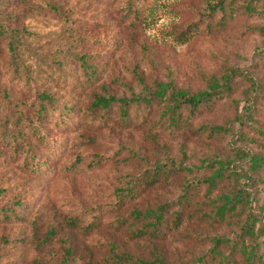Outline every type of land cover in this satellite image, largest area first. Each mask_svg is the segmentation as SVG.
<instances>
[{
	"label": "rangeland",
	"instance_id": "1",
	"mask_svg": "<svg viewBox=\"0 0 264 264\" xmlns=\"http://www.w3.org/2000/svg\"><path fill=\"white\" fill-rule=\"evenodd\" d=\"M52 1L63 16L36 7L11 24L29 79L12 75L0 48V264H132L157 255L166 264H247L242 242L264 264V233L240 232L247 210L215 214L220 188L192 189L181 225L159 239L139 234L152 218L135 214L163 203L171 223L183 187L238 146L262 157L249 204L264 206V0H234L210 17L217 0H138V8L155 4L146 25L125 14L127 0ZM197 23L190 41L174 39ZM226 74L241 82L230 97L193 117L172 111L171 90L203 91ZM250 77L258 90L245 109L240 90ZM159 83L169 89L163 97L154 93ZM98 98L112 99L101 106ZM170 159L193 168L149 183L146 169ZM222 182L231 192L233 181Z\"/></svg>",
	"mask_w": 264,
	"mask_h": 264
},
{
	"label": "trees",
	"instance_id": "2",
	"mask_svg": "<svg viewBox=\"0 0 264 264\" xmlns=\"http://www.w3.org/2000/svg\"><path fill=\"white\" fill-rule=\"evenodd\" d=\"M145 1V0H144ZM234 0H217L208 7L207 15L210 17L218 10H224L226 3H231ZM138 0H127L125 5V14L131 15L134 23H140L146 25L153 14L155 4H148L143 2V7L138 8ZM16 7L23 8L21 12H15ZM36 7L46 8L58 16H63L65 12L56 2L52 0H0V48L4 44L8 48L11 73L16 78H30L31 65L28 62V58L25 57V49L21 42V36L19 35L16 25L11 24L18 21L20 14L31 13ZM13 8V9H12ZM12 9V10H11ZM199 29V24L190 25L186 30L174 37L178 43L183 44L190 41L197 33ZM250 79V81H249ZM249 85L246 89L240 90L246 99L247 106L245 109L252 108V103L254 101V96L257 89V85L253 78H249ZM241 89L240 80L235 79V74H226L222 77V81L218 82L214 80L213 83L208 87V89L199 91L196 93H189L184 90H171L167 94V100H169V105L172 111L179 110L180 108H185L188 111L190 117L197 116L203 111L211 110L213 106L219 100L230 97L233 93ZM169 90L167 85L164 83H159L158 89L154 92L156 96L163 97L166 91ZM112 98H98L95 105L107 106ZM125 99L123 102H126ZM240 122L241 119H240ZM212 131H221L223 128L219 125L211 126ZM245 133L239 128L238 136L244 137ZM78 161V160H77ZM243 163L249 164L248 168L240 169ZM262 157L260 154H254L245 147H236L232 154V159H214L212 161H207L206 166L210 168V173L206 174L202 178H198L196 181L194 179L190 180L184 189V193L176 198L175 202L177 208L173 210L171 223L168 220V206L161 203L155 208L147 209L145 212H135L136 216H148L152 218V226L148 227L143 232L139 234H148L149 236L159 239L163 236V232L171 228H178L183 220V208L184 204L187 203L192 198L191 190L199 191L201 189L206 190L205 193L211 194V192L220 188L222 191L220 194L221 203L216 206L215 214L219 218H224L227 212H232L233 210H247L245 218L240 225V232L249 238H257L264 233V220L261 216L264 212V206L260 205V211H257L254 207L250 208L249 204L252 202L251 197V183L254 181L253 175L261 167ZM238 167V168H237ZM193 166H188L184 162L177 159H170L169 161H164L158 166L146 169V176L149 183L154 180L161 178H167L169 175L180 173L184 170H191ZM228 176L230 180L233 181L232 191H223L225 188L223 186V178ZM242 179V180H241ZM195 181V182H194ZM236 181V182H235ZM191 186L193 188H191ZM257 211V212H256ZM216 244L219 242V238L215 239ZM215 248L212 249L214 251ZM241 254L247 264H255L256 261L262 259V254L256 252L255 247L248 246L242 242L240 248ZM218 252V251H216ZM217 253H214L215 255ZM132 264H166L160 255L155 256L150 260L144 259H134Z\"/></svg>",
	"mask_w": 264,
	"mask_h": 264
}]
</instances>
